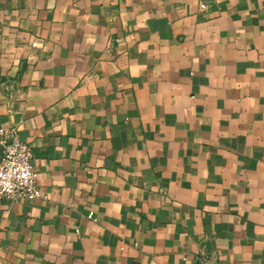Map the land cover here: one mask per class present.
<instances>
[{
  "label": "crops",
  "instance_id": "1",
  "mask_svg": "<svg viewBox=\"0 0 264 264\" xmlns=\"http://www.w3.org/2000/svg\"><path fill=\"white\" fill-rule=\"evenodd\" d=\"M10 127L0 264H264V0H0Z\"/></svg>",
  "mask_w": 264,
  "mask_h": 264
},
{
  "label": "built area",
  "instance_id": "2",
  "mask_svg": "<svg viewBox=\"0 0 264 264\" xmlns=\"http://www.w3.org/2000/svg\"><path fill=\"white\" fill-rule=\"evenodd\" d=\"M204 6L205 2L201 1L199 7ZM31 155V145L18 137L16 128L0 131V197L15 201L44 196L37 172L30 163ZM88 216L92 217L93 212Z\"/></svg>",
  "mask_w": 264,
  "mask_h": 264
}]
</instances>
